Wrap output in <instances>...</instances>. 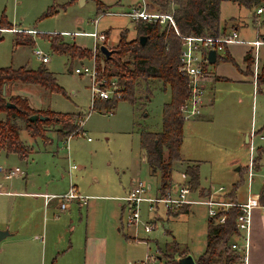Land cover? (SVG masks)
<instances>
[{"label":"rangeland","instance_id":"obj_1","mask_svg":"<svg viewBox=\"0 0 264 264\" xmlns=\"http://www.w3.org/2000/svg\"><path fill=\"white\" fill-rule=\"evenodd\" d=\"M99 1L102 7L101 12L97 14L95 0H0V27L6 24L11 25L9 29L0 30V68L17 69L25 66L36 70L42 64L36 59L33 51L40 50L49 60V63L44 66L55 73L53 77L65 93L64 95L47 93L46 102L50 109L61 114L80 115V120H83L82 129L78 126L77 121V127L72 132L79 131V133H75L69 139L68 150L65 147V139L61 140L55 136L57 135L55 133L57 126L51 125L45 128L44 138L31 137L23 128L20 131V139L30 150L32 148L37 150L38 154H28L27 157L20 159L14 153L6 154L2 150L0 151V166L2 167L0 170V218L5 215L8 218L12 216L11 226L13 227L15 212L17 208H21L18 206L17 199H27L24 205L25 210L40 211V225L47 224L46 234L43 235L41 232L39 240L33 238L34 241L41 243L42 240L45 243L50 238L51 242H56L60 236L66 238L65 224L62 222L53 224L51 221H45L46 216L51 215L50 208H48V213L43 215L41 211L46 208H41L37 202L27 197H17L15 201L17 204L12 208L14 196L2 192L33 189L29 181L25 184L24 179L20 178L25 175V172L27 180H34L35 183H41L53 177L60 179L57 172H53L50 176H46L44 173V162L47 161V158L52 157L49 152L43 150L46 146L43 140L45 138L47 140V135H49L52 143H47L46 147L48 150L52 148L57 153L59 161L54 160L53 163L57 164V168L61 172L63 171L62 181L66 191L71 177V182L77 184L78 191L82 195L93 196L89 199L87 196L85 201L78 204L82 206L80 209L83 216L85 217L88 203V209L92 213L90 221H99L108 226L109 220L114 221L112 216L115 213L117 216L115 228L121 227V232L124 234L131 233L136 237L147 239L148 256L143 260L149 256H153V259L148 260L146 264H164L163 258L158 259V255H164L163 248L171 241L172 237L181 244H176L178 252H188V249L183 246L185 244L190 248V251L200 244L198 242L204 238L206 229V207L202 204H192L189 213L179 215L176 220L167 221L165 218L157 219V211L150 212L148 204L141 202L138 205L141 222L129 226L127 224L129 208L123 197L127 195L132 181L136 179L150 185L148 195H159L157 190L159 175L157 172L153 174L143 157L139 134L142 130L161 131L163 106L170 101L169 89H164L161 83L150 80L147 82L149 86L147 93L143 82H139L135 92L136 99L144 100L151 92L148 102L143 104L141 101H137L132 105L128 101L121 100L116 103L113 110H93L91 109L89 78L76 75L73 72L75 68H80L82 65H90L91 56L80 60H78L79 58L71 60L68 55L55 52L48 40L49 35L55 36L60 32H67L69 36L61 35L64 42L75 43L92 52V38L84 34L93 32L91 21L97 17H99L97 31L107 33L108 42L106 39L104 45L108 49H114L117 46L122 32L126 33L127 41L134 39L136 36L135 23L124 16L109 15L106 11L127 12L131 7L129 4L131 5L133 2L135 6L141 0ZM145 1L149 6V1ZM257 7L264 8V4L247 8L232 0L222 1L219 14L220 23L222 22L220 26L225 27V32H227L228 29H231L233 22H236L240 28L238 32L240 39L255 40L259 33L264 34V12L256 19ZM49 10H56L57 13L46 16ZM243 27L246 28L242 29ZM17 39L19 43H17ZM28 39L32 41L31 45L27 44ZM241 49L243 48H240L239 52ZM259 58L260 63L263 62L264 46L259 50ZM98 62L104 64L103 60ZM230 65L233 66V63L230 62L225 66L231 68ZM238 75L240 76L238 79L245 83L236 80L230 84H220L215 87L216 102L212 120L203 119L201 123L194 125L190 120L184 121L181 152L185 157L200 160V182L205 188L217 189L223 186L224 190H227L232 187L233 168L238 164L241 166L248 164L249 143H251L254 175L250 192L257 194L261 189V179L264 178V83H260L261 85L253 92V85L249 83L250 75H248L249 78L243 74ZM6 97L15 96H9L6 91ZM204 112L206 113V109ZM1 118L4 119L3 116ZM51 132L55 134L52 135ZM251 132H254L252 136ZM246 134L249 137L248 141H246ZM88 137L89 139H87ZM32 158L34 162L31 164L29 162L32 161ZM233 159L238 162H230ZM260 159V166L255 169L256 160ZM72 164H75L76 168L71 169L73 171L69 175L68 167ZM15 166L19 167L22 175L6 179L4 176L6 169ZM182 166L181 161H174L172 178L174 183L188 184ZM241 177L242 180L238 177L241 182L236 191L240 198L245 199L248 191L247 172L244 171ZM202 191L200 189L198 192L192 193V197L197 199L198 195L202 196ZM159 208V213L165 210L172 214L180 209H165L162 205H159ZM61 209L63 208H60L59 205L57 210L55 209V215H61ZM75 209H78L77 206ZM153 217L155 226L146 232L144 224ZM73 222L77 226L79 222L77 216L73 218ZM73 238L76 243L77 238ZM168 249L170 250V248Z\"/></svg>","mask_w":264,"mask_h":264},{"label":"trees","instance_id":"obj_2","mask_svg":"<svg viewBox=\"0 0 264 264\" xmlns=\"http://www.w3.org/2000/svg\"><path fill=\"white\" fill-rule=\"evenodd\" d=\"M96 1L97 14L101 12L102 4ZM151 10L162 13H171L176 29L182 35L217 37L225 32V27L220 26V4L224 0H148ZM244 7L259 6L264 0H232ZM258 8V7H257ZM100 9V10H99ZM56 10H49L46 14L53 15ZM135 23L136 36L127 41L126 33L122 32L117 46L112 54L106 59L101 52H97L96 59L103 60V74L107 77H115L123 91L122 101H128L132 105L137 99L135 92L139 82L146 86L148 81L155 80L161 83L164 89L170 91V101L163 106L162 128L160 132H140V147L143 157L150 170L159 175L158 192L165 195L172 188V163L180 160V146L183 136V124L179 106L188 97L186 79L180 72V40L173 28L162 26L159 23H148L138 20ZM11 25H4L0 30L9 29ZM107 39V33H104ZM146 37L143 45L139 43V37ZM51 48L58 54H66L71 60L89 58L91 52L87 48L79 47L75 43L64 42L61 35L48 36ZM17 43L18 39H17ZM29 45L32 41L28 39ZM207 59V58H206ZM205 59V60H206ZM231 61L228 57L217 55L216 61ZM102 62V61H101ZM99 64V62H98ZM208 63L202 64V69ZM264 83V63L261 74L257 79ZM20 83L36 85L48 93L65 94L63 89L56 83L52 73L44 67L29 70L25 67L12 69L0 68V149L6 153H16L24 158L30 151L29 147L20 139L22 128L31 137H45L46 127L57 126V137H65L77 127L79 120L76 114H61L50 110H33L26 98L15 96L7 98L2 94L4 85ZM149 94L145 97L148 99ZM9 102L14 108L6 107ZM116 101L95 100L93 110H113ZM43 116L45 119H37L30 122L32 115ZM1 116L4 117L1 118ZM188 184L192 190L198 189L199 172L198 164L188 161L184 168ZM241 181H237L226 193V197L232 202L236 201V190ZM259 201L264 203V185L259 194ZM238 212L236 206L229 207L225 212V219L216 223L214 218L207 217L206 243L203 251L196 256V264H242L241 254L233 249L231 242L240 238V232L235 224ZM178 243L173 239L163 248L164 264H177V258L187 254L178 252ZM170 248V250L168 249ZM173 252L174 254H172ZM176 253V254H175Z\"/></svg>","mask_w":264,"mask_h":264},{"label":"crops","instance_id":"obj_3","mask_svg":"<svg viewBox=\"0 0 264 264\" xmlns=\"http://www.w3.org/2000/svg\"><path fill=\"white\" fill-rule=\"evenodd\" d=\"M129 6L131 7L134 6V3L132 2L131 5L129 4ZM258 16L259 15L256 16V19L258 18ZM233 23L234 24L230 27L231 29H228V31L236 30L238 33L240 28L238 25H236V22H233ZM244 28L246 27H243L242 29ZM102 33H105V31H103ZM59 34L62 36H69L67 32H60ZM258 35L259 36H257L255 40L257 38L264 40V34L259 33ZM239 38H240V35H239ZM107 42H108V38H107ZM262 46L264 45H261L260 48ZM240 48H243L241 49L242 53L239 52ZM251 51H252V48L248 44L233 43V44L226 46L222 53L216 54V57L217 55H220L222 58L228 57L229 59H231V61L221 60L219 62L215 61V63L213 64H209L207 62L208 65L205 66V71L210 73L212 77L210 80L204 82L202 86L204 109H206V113L204 112V109H203V113L200 118L190 120L192 121L193 125L201 123L203 119L208 120V121L210 119L212 120L213 113H214V103L216 102V96H215L216 86L220 84L222 85L230 84L232 81H236V80H238L237 82L245 83V82H242V80L240 81V79H238L240 78L238 74H243L247 78H249L248 75H250L249 83L253 85V92H255L258 86L261 85L259 80L255 86L252 82L251 56H250ZM230 62L233 63V66L230 65L232 69L225 66L226 64L229 65ZM48 63H49V60L45 64H48ZM263 63H264V60L263 62H261V65H263ZM39 67H44L48 72L52 73V75L54 76L55 73H53V71H50L48 68H46L44 64H42ZM25 68L29 69L27 67ZM29 70H32V69H29ZM245 81H247L246 78H245ZM148 87H149L148 85L144 87L145 92L147 93L149 92ZM6 88H7L6 91L8 92L9 96H21V97L26 98L29 103V106L34 110L45 111L48 109L52 112H55L54 110L50 109V106L46 102L48 92L39 86L25 85V84H20V83L19 84L10 83L6 86ZM150 96H151V92L149 94L148 99L147 98H144V100L138 99L137 101H141L144 104L145 102H148L150 100ZM78 118L80 119V115H78ZM148 132H152V131H148ZM55 133L51 132L52 135H54ZM47 136H48L47 138L50 140L48 139L46 140V138L43 140L46 146H47V143H52L51 137L49 135ZM55 136L57 137V135ZM139 137H140V134H139ZM183 138H184V131H183L182 141H183ZM60 139L62 140L64 139V137ZM248 139H249L248 134H246V141H248ZM46 146L44 147L43 150L45 152H49L52 157L47 158V161L44 162V168H45L44 173L46 176H50V174H52L53 172H57L58 175H60L59 176L60 179L53 177L51 179H46L44 182L35 183L34 180H27L26 178L27 173L25 172V175H23V177H20V178L24 179L25 184L29 181V184L31 183L30 185L31 188L33 189L29 191L25 190V191L15 192L11 190V191H2V192H4L5 194L14 196L15 199H13L14 202H13V205H11L12 208L15 206V204H17L15 202L17 197L18 198L27 197L28 199H33V201L37 202L41 206V208L45 207L46 210L43 209L41 211L43 215L48 213V208H50L49 213H51V215L48 217L46 216L45 221H51L53 222V224H58L59 222H62L63 224H65L64 230L66 232L67 239L65 238V236H63L62 238L60 236V238L56 242L54 241L51 242L50 238H48L49 241L45 243L42 240H41V243L38 241H34V239L39 240L40 235L46 234L47 224L45 223L46 226L44 225V223L42 224V226L40 225L41 224V221H39L40 211H26L25 210L24 205L26 203L25 200L27 199H17L19 201L18 206L21 208H17V211L15 212V221L13 223V227L11 226L12 216L8 218V216L5 215L4 217L0 218V229H4L8 231V234L4 235L3 238L0 240V264H139L146 256H148L147 249L149 248V244L146 241L147 239L145 240L143 238H139L138 236L136 237L135 235H132L131 233L124 234L121 232V229H122L121 227L115 228V225H116L115 218H117L115 213L112 216V219H114V221L111 222L109 220L108 226L105 225V223H100L99 221H96V222L90 221L92 213L88 209L89 203L86 205L87 209H86V213L84 217L80 209L82 208V206H79L81 202L77 199H72L66 204L65 208L61 209L62 210L60 213L61 215H55V209L57 210V208L59 207V203L61 199L58 196H51V195H59L61 193H64L66 189L64 187L65 184H63V181H62L63 171L61 172V170L57 168V164L53 163L54 160H58L57 153L52 148L48 150ZM1 150L6 153L5 150L0 149V151ZM28 154L33 155V154H38V152L37 150H34L32 148V150H30ZM27 155L25 157H27ZM180 157L181 159L179 161L183 163L182 169H183V174H184L185 179H187V177L184 173V168L188 161L197 163L198 172H199V161L200 160L183 156L181 152V146H180ZM20 159L22 158L20 157ZM33 160L34 159L32 158V161L29 163L32 164L34 162ZM236 161L238 162V160L233 159L230 162L236 163ZM256 161L257 162L255 165V169H258L261 163L260 162L261 159L259 161L258 160ZM60 164L63 165V163H60ZM53 168H54V171H52ZM68 168H69V175H70V172L72 173L73 171L71 169H75L76 167L72 168L69 166ZM1 169L2 167L0 166V170ZM8 169H6V171ZM232 171H234L232 175L233 179L231 180L232 185H233L234 183L239 181L238 177L240 178V180H242L241 175L244 171H246V166H241L238 164V166H235V168H233ZM73 184L75 185L78 191L79 189H78L77 184L75 183ZM172 184H173L172 187H175L182 183L180 182L174 183V180L172 178ZM263 185H264V178L261 179L260 188H262ZM200 189L203 190L202 193L204 195L216 190L214 188H205L201 184L200 176H199L198 189L193 190V193L198 192ZM223 190H224V187H223ZM229 190L230 188L224 191L215 192L213 195L216 197L222 198V196L223 195L225 196ZM260 191L261 189L257 193L258 195L260 194ZM90 195H93V194H90ZM85 196H88V199L89 197L93 198V196H89V194ZM236 200L237 201L244 200L242 199V197L240 198L239 195H237V191H236ZM76 206L78 209H75ZM191 206L192 205L182 206L180 207L178 211H175L173 214L171 212H165V210H162L159 213L158 211L160 208H158L156 218L157 219L165 218V220L167 221L176 220L179 218V215L189 213L191 211ZM76 216H77V219L79 220V222L77 223V226H75L73 222V218H76ZM120 219H121V216H120ZM206 224H207V221H206ZM41 232L42 234H40ZM73 237L77 238L76 243L74 242ZM173 239L175 240L174 237L171 238V240ZM59 242L61 243L59 244ZM176 242L180 244V242L178 241ZM198 243L200 244H198V246H195V248H193V250L191 251H190V248L186 244L183 245L188 249L187 253L191 254L193 258H195L196 255H199L204 249V246L206 243V229L204 232V238L200 239ZM158 259H160L159 255H158ZM247 264H264V213H261L260 209L258 208H255L253 211L252 226H251L250 233H249Z\"/></svg>","mask_w":264,"mask_h":264},{"label":"built area","instance_id":"obj_4","mask_svg":"<svg viewBox=\"0 0 264 264\" xmlns=\"http://www.w3.org/2000/svg\"><path fill=\"white\" fill-rule=\"evenodd\" d=\"M264 12L263 7H258L255 11L256 15H260ZM109 15H118L129 18L131 21L136 22L138 20L146 21L148 23H159L162 26H168L173 28L176 36L180 40V72L186 79L187 89L189 91L188 97L180 104L179 112L184 121L194 120L200 118L204 109L203 100V83L211 79L210 73L202 69V64L207 63V52L214 50L216 54L222 53L226 46L233 43L248 44L251 46V68H252V82L254 86L257 83V79L261 74L262 65L259 59V48L264 45V40L257 38L254 41H244L239 38L236 30L224 32L217 37L208 36H195V35H182L176 29V25L171 13H162L158 10H151L145 0L131 8L127 12H111L106 11ZM99 17L91 21L93 25V32L87 33L92 38L93 48L90 57V65L81 66L73 70L74 74L80 76H86L90 80L91 86V109L95 100H111L121 101L123 99V91L115 77H107L103 74V65L98 64L96 54L99 51V47L104 45L106 38L104 33L97 31V23ZM31 32V31H30ZM83 34V33H80ZM36 59L45 64L48 62V57L40 50L33 51ZM206 59V60H205ZM78 126L82 129L83 120H78ZM81 132V131H80ZM78 132H70L64 137L65 147L69 149V139L72 135ZM254 132H251V136ZM89 139V137H88ZM253 147L249 143V161L246 165V172L248 177V191L243 201L232 202L226 196L216 197L213 194L215 192L224 191L223 187H218L211 193L198 195L195 199L192 197L193 190L189 184L182 183L175 187H172L165 195L150 196V185L140 179L133 180L132 185L123 199L127 203L129 208V215L127 217V224L129 226L137 225L140 221V213L138 205L141 202L148 204V210L150 212H156L159 205H162L165 209H179L185 205L203 204L207 209V217L214 218L216 223H221L225 219V212L231 206H236L238 212L235 217V224L240 232V238L237 241L230 243L231 247L237 250L241 254L242 264H247L248 261V247H249V233L252 226L253 211L255 208L260 209L261 213H264V203L259 201L258 194H252L251 182L253 178L254 169V157L252 155ZM70 167L75 168L76 165L72 164ZM22 175V171L19 167L10 168L5 172V178L11 179ZM71 178V177H70ZM1 188V185H0ZM50 196V195H48ZM58 196L61 201L59 203L60 208H65L66 203L72 199H77L80 202L85 201L87 196L80 194L75 185L69 182L68 190ZM146 224H144V230L150 231L155 226V218H150ZM153 256L147 257L139 264H146L148 260H152Z\"/></svg>","mask_w":264,"mask_h":264},{"label":"water","instance_id":"obj_5","mask_svg":"<svg viewBox=\"0 0 264 264\" xmlns=\"http://www.w3.org/2000/svg\"><path fill=\"white\" fill-rule=\"evenodd\" d=\"M146 41V37H139V43L141 45H143ZM99 51L101 52V54L106 58L108 59L110 57V55L112 54L113 50L111 49H108L105 45H101L99 47ZM216 61V53L214 50H209L207 52V62L209 64H213L215 63ZM2 94L5 96L6 95V85L3 86V89H2ZM6 107L8 108H14L15 105L7 102L6 103ZM37 119H40V120H43L45 119V117L43 116H38L36 114L32 115L29 117V120L30 122H35ZM8 234V231L7 230H4V229H0V240L3 238L4 235ZM177 264H196L195 262V259L193 258V256L189 253L183 255V256H179L177 258Z\"/></svg>","mask_w":264,"mask_h":264}]
</instances>
